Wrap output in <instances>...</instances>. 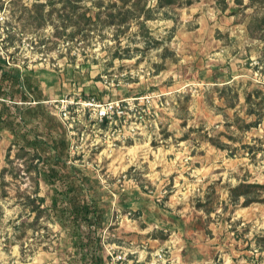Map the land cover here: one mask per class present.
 I'll list each match as a JSON object with an SVG mask.
<instances>
[{
    "label": "rangeland",
    "instance_id": "374dc122",
    "mask_svg": "<svg viewBox=\"0 0 264 264\" xmlns=\"http://www.w3.org/2000/svg\"><path fill=\"white\" fill-rule=\"evenodd\" d=\"M157 1L152 19L109 25L81 18L89 2L0 0V54L30 86L9 104L20 142L0 133V264H75L49 173L94 203L103 264H264V190L229 199L264 185V4ZM108 102L121 108L101 121ZM33 138L39 159L21 141ZM27 198L44 200L37 220Z\"/></svg>",
    "mask_w": 264,
    "mask_h": 264
},
{
    "label": "trees",
    "instance_id": "16d2710c",
    "mask_svg": "<svg viewBox=\"0 0 264 264\" xmlns=\"http://www.w3.org/2000/svg\"><path fill=\"white\" fill-rule=\"evenodd\" d=\"M121 5L117 6L116 3H111L106 9L103 0H61L63 8H71V12L76 13L78 5L89 2L91 10H94V16H87L82 13V19H111L108 24L115 25L114 19H152L151 9L147 6L146 0H117ZM161 0H158L160 4ZM250 4L258 0H248ZM264 4V0H259ZM236 6H242V0H234ZM38 7H44L43 3H39ZM225 8H227L225 6ZM42 17V16H41ZM43 18V17H42ZM264 24V20L261 21ZM117 25V24H116ZM143 27L144 23H140ZM252 25H247V31L252 34ZM144 28V27H143ZM260 28V26H259ZM264 32V31H263ZM30 86L28 79L22 77L20 71L12 69L5 58L0 54V133L6 132L12 136L15 143L20 142V133L17 127L12 122L7 121L8 117L15 116V111L9 104L19 106V103L26 101ZM26 138V137H23ZM23 145L31 148L35 155L32 158H40L36 149V140L21 139ZM57 156L66 157L70 143L65 135L60 136L56 141ZM44 145V143H42ZM221 148L222 145H215ZM58 163V162H57ZM55 173L44 174L42 176L44 182L53 186L52 202L59 200V206L53 204L51 206L52 215L57 220L56 224L60 228L61 237L65 241V247L69 249L70 259L75 264H103L100 257V238L97 233V211L95 210L94 203L91 201L83 202L82 198L79 199V188L75 187L68 179L59 180L56 178ZM38 186V184H37ZM264 190V185L254 183H240L236 187L229 190V199L233 204H236L240 198L243 199V205L247 206L252 203H259L263 201L261 191ZM86 199V198H85ZM37 202V203H36ZM44 202L43 198L30 199L27 198L30 212H32L37 220L39 213L43 211L40 209V204ZM55 203V202H54ZM261 245L259 248L264 247V236L259 239Z\"/></svg>",
    "mask_w": 264,
    "mask_h": 264
},
{
    "label": "built area",
    "instance_id": "2783aa9c",
    "mask_svg": "<svg viewBox=\"0 0 264 264\" xmlns=\"http://www.w3.org/2000/svg\"><path fill=\"white\" fill-rule=\"evenodd\" d=\"M89 105L92 104L89 103ZM94 107L96 108L95 111L97 113V117L99 118V120L102 121V120L112 119V117L115 114H118L121 105L119 102H108V103L96 104L94 105ZM63 115L66 116V112H63ZM158 257H159L158 260L159 259L162 260L161 255H159ZM113 260L117 264H139V261H134V262L126 261L125 257H120V256H116L115 258L112 257V261ZM162 262L164 264V261Z\"/></svg>",
    "mask_w": 264,
    "mask_h": 264
}]
</instances>
